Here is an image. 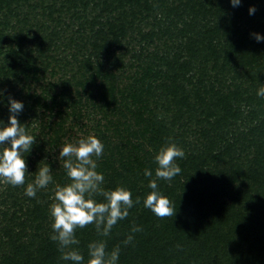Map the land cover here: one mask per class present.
Returning a JSON list of instances; mask_svg holds the SVG:
<instances>
[{
	"label": "trees",
	"instance_id": "trees-1",
	"mask_svg": "<svg viewBox=\"0 0 264 264\" xmlns=\"http://www.w3.org/2000/svg\"><path fill=\"white\" fill-rule=\"evenodd\" d=\"M250 7H255V14H249ZM251 33L264 34V0H241L238 7L229 0H0V89L23 102L18 119L29 134L35 135L29 131L33 123L42 132H53L48 142L44 132L41 138L35 135L36 153L43 154L64 133L62 122L53 125L45 118L54 113L62 120L95 100L96 107L105 103L99 104L103 109L122 103L126 107V101L140 103L147 96L157 99L160 109L154 101L150 125L157 149L187 138L188 153L176 161L181 173L170 187L163 180L158 186L180 216H186L187 223L181 226L189 236L177 230V221L169 231L155 230V214L146 207L141 214L135 212V225L142 228L141 243H134L135 264H158L162 252L167 254L174 245L155 256L153 248L162 245L170 231L185 251L186 263L216 254L231 235L225 226L234 206L243 209L248 201L264 202L253 188L264 191V97L256 95L264 84V43H257ZM6 105L7 97H0V119L5 122ZM107 164L106 158L103 167ZM43 165L35 161L26 174ZM149 166L154 175L156 166ZM57 178L64 185L68 178L64 168ZM33 179L26 175L21 186L0 179L4 182L0 204ZM127 179L121 173L112 175L109 189L133 191ZM150 191L143 188L136 198L144 200ZM39 195L43 197V192L30 199L33 207L26 212L31 223L43 213ZM260 209L254 217L264 215ZM125 219L121 224L127 227ZM18 227L26 229L25 223ZM32 228L35 232L27 245L20 243V232L11 247L33 246L42 226ZM44 243L40 252L44 261L56 262L59 248Z\"/></svg>",
	"mask_w": 264,
	"mask_h": 264
},
{
	"label": "rangeland",
	"instance_id": "rangeland-1",
	"mask_svg": "<svg viewBox=\"0 0 264 264\" xmlns=\"http://www.w3.org/2000/svg\"><path fill=\"white\" fill-rule=\"evenodd\" d=\"M90 9L91 7H89L88 11ZM88 11L84 13L88 18H91ZM98 12L99 10L96 11V13ZM80 13H83V10H81ZM139 25L142 28L146 27L144 23ZM146 30L147 29H145V31ZM48 81L50 80L48 79ZM41 83L42 80L40 81V84ZM36 88V92L40 94V87L36 86ZM74 94L75 92L73 95ZM154 101L158 102L157 99L152 97L148 98L147 96L145 101L140 103L126 101L129 103L126 107L122 106V103L116 108H108L105 106L103 109H99V104L104 105L105 103L99 102L96 107L95 104L97 105V102L95 100L92 102L91 107L89 104H86L87 107L84 108H79L78 106L74 115L68 116L66 114L62 120H58V117H56L54 113L44 119V122L50 121L53 125L54 123L62 122V124H64V133L60 134V137L56 140L54 146H46L43 154L36 153L37 150H35L33 146L28 154L30 155V160H27L28 162L26 164L27 171H31L35 161L39 160V163H51L50 166L54 168V171L52 170L53 183L51 185L49 184L45 189L38 190V194L43 192V197L39 195L41 201L39 204L43 207V213L40 214V219L33 223L27 221L26 212L30 208L32 209L33 205L30 200L31 198L26 196L25 191H23L25 188H20L18 193L14 195L12 194L10 200H6L4 205L0 204V264H71V262L61 260V255L56 262H50L44 261V256L40 254L42 247L45 245V241H50L56 248H58L57 242L50 239L53 234V229L51 227L52 217L49 215V212L50 206L55 202L54 193L56 186L61 185L57 178V173L63 168V161L60 160L59 162L58 159L59 148L63 144L69 142L75 143L79 139L85 138L89 135H95L104 145L103 155L97 161V171L104 175V184L102 187L109 189L112 175L121 173L122 176L124 174L128 177V185L133 190L131 192L134 201L136 200L138 191H141L143 188H148V183L151 179H155V174L152 177H146L144 175V170L150 169L149 165L151 164H154V167L156 166V168L158 166L154 161V156L159 150L156 146L158 143L155 142V137L151 135L152 128H150V125L153 124L151 117L153 115L152 111L155 110ZM159 104L160 102H158V105ZM158 108L160 109V105ZM156 113H158V110H156ZM156 127L157 124L154 128L156 129ZM29 131L39 138H41V133L44 132L45 141L47 142L50 137L53 136V132L46 130L42 132L38 123L30 124ZM176 134L177 132L171 134V137L173 138ZM189 137V140H193L190 135ZM186 139L187 138L183 140V143L176 144L183 149L184 153H188L189 150L186 145ZM170 143L173 142L171 141ZM106 158L108 164L103 167V162ZM177 164L179 165V163ZM183 176H180L181 182H183ZM32 181L33 180H31L30 183H32ZM69 182V178H66L64 185ZM165 182L168 187L171 186L172 181ZM3 184L4 182L0 181V192ZM253 188L258 193H261V197L264 198V191L259 190L254 186ZM222 198L223 201L228 200L225 196H222ZM95 199L97 201H102L103 197L96 195ZM247 203L249 206L246 208L251 210L250 213L245 212L246 208L241 209L245 206L239 207L237 205H235L234 209L229 213V221H227L225 230L226 228H229L231 230V235L224 243L219 244L216 254H206V258L204 257V259L197 261L195 264H264V215H260V218L254 217L256 216V212L261 210L260 208L264 209V202L250 204L248 201ZM39 206L40 205H38V207ZM144 209L143 199H140V202L135 203L129 210V215L127 217L129 222L127 221V218L125 219L128 226H124V224H121L123 222L119 221L108 237L99 236L94 225H88L86 232L83 231V228H77L76 238L80 243L75 247H77L84 255L85 264H87L88 261V244L91 241L101 239L106 241L108 251H111L116 246H120L119 264H135L137 256L133 252V250H135L134 243H141L142 238L139 236L138 232L134 234L131 233V229L136 223V219L132 215L135 212L141 214L144 212ZM180 213V210H177L174 216H166L167 221H164L162 217L155 215L153 221L155 222L153 224L155 230L166 228L169 231V226H172L173 222L177 221L179 222L177 230L181 229L183 235L186 233L185 235L189 236V232H187L188 230H185L184 226H181L182 224L187 223L186 216H180ZM176 218H179V220ZM22 223H25L26 225L25 231H22L18 227V225ZM36 223L41 225L42 229L38 232V238L35 239L33 246L28 245L29 249H13L10 242L13 240L15 234L21 232L20 234L23 235L19 236L20 243L27 245L29 237L35 232L32 227L37 225ZM31 224L32 226H30ZM7 225L8 227L6 228ZM167 233L168 234L164 236L163 244H158V247L156 246V248H153V255L155 256V253L161 249L162 251L165 250L170 244H173L174 247L171 251L167 252V254L163 251L159 257V261L157 260V263L188 264L184 260L185 251H181V246L178 244L179 242L176 240L177 238L175 239L174 232L170 231ZM129 234L134 235V239L130 244L125 245L123 241ZM111 244L112 246H109Z\"/></svg>",
	"mask_w": 264,
	"mask_h": 264
},
{
	"label": "clouds",
	"instance_id": "clouds-1",
	"mask_svg": "<svg viewBox=\"0 0 264 264\" xmlns=\"http://www.w3.org/2000/svg\"><path fill=\"white\" fill-rule=\"evenodd\" d=\"M232 7H238L241 0H229ZM249 14H255V7L249 8ZM257 43H264V34L251 33ZM256 95L264 97V84L256 91ZM0 97H7V122L0 119V179L13 186L25 185L26 175L34 176L32 183L27 184L25 195L34 198L38 190L45 189L53 182L52 170L48 163L37 169L35 173H27L25 153H29L35 144L36 136L29 134L27 127L18 117L23 111L24 104L11 97L5 89H0ZM59 162L63 161V168L70 182L57 185L54 193V203L50 206L49 215L52 217L51 227L53 234L50 239L56 241L61 260L71 264H85V257L75 246L80 241L76 238V229L94 225L101 237H108L114 226L129 215V210L135 203L140 202L137 197L134 201L132 192L124 187L114 190L105 189L104 175L97 171V161L104 152V145L95 135H89L69 142L59 148ZM183 149L175 143L162 145L154 156L157 163L155 179L148 183L150 192L145 194L144 207L159 217L174 216L177 208L168 197L159 190L158 180L171 181L181 173L182 169L176 160L183 159ZM144 175L152 177L151 169H145ZM96 195L103 197L102 201L95 199ZM142 231L134 225L131 233ZM134 235L129 234L123 241L130 244ZM120 246L107 250L105 240L91 241L87 246V264H119Z\"/></svg>",
	"mask_w": 264,
	"mask_h": 264
}]
</instances>
